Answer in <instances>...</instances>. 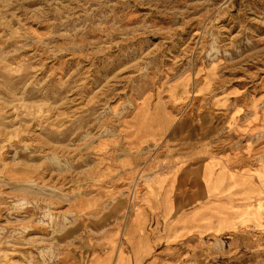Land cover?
<instances>
[{
    "label": "rangeland",
    "instance_id": "1",
    "mask_svg": "<svg viewBox=\"0 0 264 264\" xmlns=\"http://www.w3.org/2000/svg\"><path fill=\"white\" fill-rule=\"evenodd\" d=\"M178 81L182 114L216 128L207 160L236 145L238 170L259 177L264 0H0V264H68L86 236L103 245L130 228L151 246L140 198L150 173L172 165L169 144L137 147L125 121L140 103L170 104ZM251 194L257 220L238 215L225 231L171 237L170 248L194 251L172 264H264V191ZM82 198L106 213L127 201L91 221L78 212Z\"/></svg>",
    "mask_w": 264,
    "mask_h": 264
},
{
    "label": "crops",
    "instance_id": "2",
    "mask_svg": "<svg viewBox=\"0 0 264 264\" xmlns=\"http://www.w3.org/2000/svg\"><path fill=\"white\" fill-rule=\"evenodd\" d=\"M174 100L175 98L173 97V101L170 104L162 101L156 103L159 104L158 110H162L163 114H167L166 117H170L169 126L166 120H163V130L159 135L158 143L168 142V148L170 149L168 159L172 165L166 166L159 172L150 173L151 178L148 182L143 183V192L140 198L144 206L150 208L152 216L153 223L149 238L152 243L151 246L147 242L148 236L146 233L143 231L137 232L136 230H131V228L127 230L126 236L114 233L109 241L103 242V245L86 236V238L81 239L73 247L74 249H79L82 242L87 240L90 245V250L87 254L92 260L99 259L104 264L102 260L106 255L101 257L100 254L103 251V254H106L105 251H110V242L114 240L117 250L123 244L126 246L128 253L127 264H172L175 258H172L171 254L185 255L194 251L190 246L170 248L171 237L191 235L196 232L202 233L205 231L203 227L207 220L222 221L229 218L231 221H235L239 213L237 208L239 201L245 199L246 196L258 189L264 191V170L262 167L259 177H254L252 170L248 166L243 171L238 170L239 158L241 156L238 146L232 145L228 149L225 145H218L217 150H220L222 154L219 159L209 161V159L207 160V143L204 145L196 144L194 146L190 144L191 137L182 140V142H186V147H180L182 142L173 143L177 140V137H171L175 129V121L183 115V106L181 108L179 106L181 104H178V102L181 103L183 101L176 102L175 100L174 102ZM156 104L150 106V108L153 109ZM172 116H175V118L171 120ZM134 140L137 146L154 143L152 138H148L146 142L140 145L137 136H135ZM244 148L245 154L247 153L246 155L251 157L252 153H254V146L246 145ZM183 157H185L186 161L182 162L180 160ZM173 158L176 160H173ZM126 160L127 158L122 159L120 168H127L129 166V162L126 163ZM200 165L202 166L200 167ZM197 170H199L200 181L208 188H214L215 190L213 193H209L207 197L191 201L190 204L184 205L183 208L177 211L176 205L181 195L175 196V193L180 188H183V191L186 190L184 196L187 197L188 193H190L188 187L193 183L192 178L196 175L195 172ZM183 179L186 180L182 181ZM123 200L124 202L127 201L126 199H122L120 202H123ZM170 202L174 205V211L177 215L181 214L178 220H170ZM120 207L121 205L118 208H114L113 206L107 213L120 209ZM90 211L95 215L92 218H96L91 221H97V217L98 220H104L105 217L109 216L105 208L100 210L94 205L85 212L88 213ZM226 229L228 227L224 226L221 231H225ZM77 230L73 231L69 237L73 238ZM176 231L178 234L174 236ZM121 237H124V239L119 241ZM139 243H143L145 247L143 249L142 247L140 248ZM204 252V248L196 251V253ZM73 253L74 251L71 250L67 256L68 264H77V256H73ZM116 253H112V264L117 259Z\"/></svg>",
    "mask_w": 264,
    "mask_h": 264
},
{
    "label": "bare ground",
    "instance_id": "3",
    "mask_svg": "<svg viewBox=\"0 0 264 264\" xmlns=\"http://www.w3.org/2000/svg\"><path fill=\"white\" fill-rule=\"evenodd\" d=\"M206 85L208 86L210 84V80L206 79ZM186 82L178 81L176 84H173L171 86V95L175 98L176 101H183L186 97ZM180 99V100H179ZM158 105L152 109L147 104V102L140 103L138 107H136V111L134 112V115L132 119L126 120L125 125L126 126H135V132L130 135L137 136L139 145L146 142L148 138H152L154 143H152L155 146H158V139L159 135L162 133L163 130V120H166L167 125L170 124V117H166L167 114H163L162 110H158ZM175 118V116L171 117V120ZM136 121V123L133 124V122ZM215 127L213 126L212 121L209 118L205 117H194L190 114H184L176 119L175 121V129L173 131V134L171 137H177V140L173 143H180L183 139L187 137H191L190 144L196 145H204L208 142V138L211 135L213 129ZM216 129V128H215ZM130 133L128 132V135ZM139 147V146H137ZM180 147H186V142H182ZM129 162V160H126V163ZM202 165H200L201 167ZM262 169L264 170V164L262 166ZM262 170V171H263ZM196 175H194L193 183L190 187H188L189 192L187 197H185V191H183V188H180L176 191L175 196L181 195V198L178 200L176 205V210L179 211L181 208H183L184 205L190 204L191 201L202 199L208 196L209 193H213L215 190L214 188L210 189L207 186H205L200 181V175L199 170H197ZM188 176V174H187ZM189 177V176H188ZM186 179H183L184 181ZM252 201V195L246 196L244 199L243 209L239 211L238 215L243 218L242 221H247L250 219L257 220V216L259 215V208L258 205L254 207H249L248 203ZM78 204V212L79 213H85L84 210H87L91 208L93 205L92 203L87 199H79L77 200ZM121 204L119 202H116L114 205V208H118ZM250 217V218H249ZM240 218V219H241ZM233 221H231L229 218L227 220L222 221H215V220H207L206 224L203 228H205L206 233L215 231L218 232L222 229V227L226 226L228 228H231ZM77 226V225H76ZM75 226H73L70 230H68V234L71 233ZM178 232L176 231L174 236L177 235ZM110 251H105L106 254H103L104 251L100 254L101 257L104 255L105 258L102 260L104 264H109L112 261L113 258V252L116 253V243L114 240H111L110 242ZM90 245L88 244L87 240H84L81 244V247L79 249H73L74 251L73 256H77V264H102L99 259L92 260L88 257V251L90 250ZM76 253V254H75ZM127 248L123 244L121 247L118 248L116 256L117 259L115 260L114 264H127ZM172 258H179V255L177 254H171ZM113 262V261H112ZM112 262L110 264H112Z\"/></svg>",
    "mask_w": 264,
    "mask_h": 264
}]
</instances>
